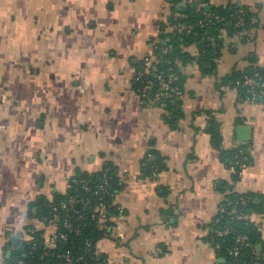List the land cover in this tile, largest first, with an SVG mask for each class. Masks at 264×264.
Segmentation results:
<instances>
[{
  "label": "crops",
  "instance_id": "0c3cea01",
  "mask_svg": "<svg viewBox=\"0 0 264 264\" xmlns=\"http://www.w3.org/2000/svg\"><path fill=\"white\" fill-rule=\"evenodd\" d=\"M231 2L256 15L249 40L226 36L207 71L179 63L184 95L170 121L136 91L152 39L165 24L170 31L167 0H0V264H19L18 236L43 227L32 204L106 164L120 184V212L96 247L111 264H229L213 230L232 193L257 206L250 219L264 264V103L241 99L229 81L264 69V0ZM184 50L200 54L196 44ZM243 145L249 163L236 177L222 152ZM152 153L162 170L148 175Z\"/></svg>",
  "mask_w": 264,
  "mask_h": 264
},
{
  "label": "trees",
  "instance_id": "16d2710c",
  "mask_svg": "<svg viewBox=\"0 0 264 264\" xmlns=\"http://www.w3.org/2000/svg\"><path fill=\"white\" fill-rule=\"evenodd\" d=\"M186 0H169L172 11H180L183 14L182 18L170 16L168 22L170 25L176 26H191V30L181 29L174 32L167 31V25H163V31L161 37H170V44H172L173 52L170 55V60L173 62L172 67L174 72L179 76L178 86L184 91L185 78L181 72L180 65H187L193 61H197L203 71H207L214 63L215 58L221 54V50L224 48L225 37L240 36L245 41L249 40L251 31L255 28L254 22L256 15L250 11L247 6L240 4H234L231 0H227L224 5H214L210 0H198L200 3H205L206 6L199 9L197 4L189 5L185 3ZM197 45L200 48V54L198 57H193L190 53L185 51L186 47ZM157 55L161 56V47L157 50ZM164 58L169 57L163 55ZM160 69H167L169 66L161 64ZM255 74H259L260 77H264V69L252 66L245 72H234L229 81L235 86L240 94V98L247 101H259L261 99L259 92L261 86L257 83L254 87L245 86V76L253 77ZM141 83L136 84V88H139ZM157 89V87H156ZM156 89L152 90L153 94ZM251 90V91H250ZM182 98V97H181ZM181 98L171 100L167 97H163L162 101L165 104V109L168 112L167 119L174 120L177 112H179ZM208 132L212 139V145L217 149H220L222 137L219 128L214 119L210 121ZM246 146H240L232 150L222 152L225 163L232 165L236 170L239 169L235 163L244 156H248ZM154 156V154L152 153ZM146 170L148 175L157 174L162 170L161 160L159 158H147ZM104 174L108 176V185L105 193H97L99 186L103 184L102 178ZM236 177H238L236 175ZM77 183H70V187L65 194H57L51 201L44 197L37 200L36 203L31 205V210L34 211V217L40 221H44L46 217L53 214V207L59 205L67 195H75L77 197L84 198L89 201L84 205H80L77 208L82 210L86 215V220L81 223V233L79 235L70 236V243H67L62 251L73 249L78 253L83 252V247L87 240L97 243L107 234L105 225L110 218L119 214V208L114 204V199L117 190L120 188L118 178L115 175V170L110 164H106L102 171L97 174L80 173L76 177ZM72 180V179H71ZM86 181L90 189L87 191L83 188L82 182ZM239 197H244L248 200L246 205H240L237 208V214L229 215L228 212L232 209L230 201ZM102 204L107 206L108 216L107 219L91 220L95 210ZM225 207L226 212L219 213L216 219H220L219 222H214L213 237L215 245H219L217 250L218 254L227 259L229 264H256L261 262L260 254L257 251V246L261 242V233L259 227L250 219L251 214L257 212V206L254 200L248 195H241L232 193L226 201L222 204ZM67 212L60 211L63 216ZM60 222V221H59ZM61 223V222H60ZM77 223V222H76ZM226 225H230L231 229L229 234L225 236H219L217 230L224 229ZM36 236H40V232H35ZM241 235H246L248 241L244 244H238L237 239ZM73 242V244H71ZM32 245V244H31ZM30 244L20 241L17 243L18 255L26 264H45L48 257H42L43 254H47L46 249L36 251L33 255H28L31 250ZM239 249V255L235 256L234 252Z\"/></svg>",
  "mask_w": 264,
  "mask_h": 264
},
{
  "label": "built area",
  "instance_id": "2783aa9c",
  "mask_svg": "<svg viewBox=\"0 0 264 264\" xmlns=\"http://www.w3.org/2000/svg\"><path fill=\"white\" fill-rule=\"evenodd\" d=\"M168 5H170L169 0H167ZM185 3L189 5L197 4L199 9H202L206 6L205 3H200L198 0H186ZM171 6V5H170ZM173 17L182 18L183 14L180 11H172L171 15ZM169 29L171 32L175 30L187 29L191 30L192 27H183L170 25ZM169 31V32H170ZM162 31L158 29V35L152 39V51L144 60V71L137 78V83H141L142 86L136 88L137 94L144 100H147L151 104L164 108L165 104L162 101L163 97H167L171 100H175L183 97L184 91L178 86L179 76L174 72L172 67V61L170 60V55L173 52L172 44H170V37L165 36L161 37ZM161 47L162 55H157V50ZM163 55H168L169 57L164 58ZM161 64H166L169 66L167 69H160ZM261 86L259 95L264 103V77H260L259 74H255L253 77L245 76L244 85L247 87H254L255 84ZM157 87V89H156ZM156 91L151 94L152 90ZM251 91V90H250ZM152 158L151 155H149ZM249 159L244 156L241 157L235 165L239 167L236 170L233 167L234 172L237 176H242L248 167ZM72 183H77V179L73 178ZM83 188L87 191L90 189L89 184L86 181H81ZM103 184L99 186L97 193H105L106 187L108 185V176L104 174L102 178ZM89 203L88 200L77 197L75 195H67L66 198L53 207V214L49 217H46L43 221V227L36 229H29L26 233H23L18 236V242L24 241L28 244H32L31 250L28 255H33L36 251L41 249H46L47 254H43L44 257H48L45 264H111L108 259L101 255L97 250V247L91 241L87 240L83 247V252L78 253L73 249L67 251H62V248L70 243V236L73 233L74 235H79L81 233V223H84L86 220V215L82 210L77 207ZM248 200L244 197H239L235 200L230 201L233 207L228 212L229 215L237 214V208L240 205H246ZM60 211L67 212L65 215H61ZM224 213L225 207L220 208L219 213ZM108 212L107 206L102 204L95 210V214L92 215L91 220L97 219H107ZM220 219H215L216 222H219ZM61 223H60V222ZM77 222V223H76ZM231 229L230 225H226L224 229L217 230L219 236H225L229 234ZM40 232V236H36L35 232ZM248 241L246 235H241L237 239L238 244H244ZM73 244V242L71 243ZM220 246L216 245V249L219 250ZM15 250V260L19 264H26L24 260L20 258L18 253L17 246L14 247ZM239 249H237L234 254L235 256L239 255Z\"/></svg>",
  "mask_w": 264,
  "mask_h": 264
},
{
  "label": "water",
  "instance_id": "95a60500",
  "mask_svg": "<svg viewBox=\"0 0 264 264\" xmlns=\"http://www.w3.org/2000/svg\"><path fill=\"white\" fill-rule=\"evenodd\" d=\"M239 134H240V137H239V140L242 141V142H248L249 140V134H250V130L248 128H245V127H242L239 129ZM11 252L9 251L8 252V255H10ZM222 261L225 262V259L222 258L221 259Z\"/></svg>",
  "mask_w": 264,
  "mask_h": 264
},
{
  "label": "rangeland",
  "instance_id": "374dc122",
  "mask_svg": "<svg viewBox=\"0 0 264 264\" xmlns=\"http://www.w3.org/2000/svg\"><path fill=\"white\" fill-rule=\"evenodd\" d=\"M114 237H115V235H114Z\"/></svg>",
  "mask_w": 264,
  "mask_h": 264
}]
</instances>
